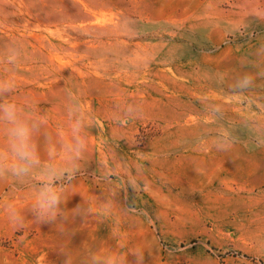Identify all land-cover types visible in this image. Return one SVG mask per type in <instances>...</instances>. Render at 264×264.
Here are the masks:
<instances>
[{
  "label": "rangeland",
  "instance_id": "obj_1",
  "mask_svg": "<svg viewBox=\"0 0 264 264\" xmlns=\"http://www.w3.org/2000/svg\"><path fill=\"white\" fill-rule=\"evenodd\" d=\"M10 102L69 170L0 169V264H264V0H0Z\"/></svg>",
  "mask_w": 264,
  "mask_h": 264
},
{
  "label": "clouds",
  "instance_id": "obj_2",
  "mask_svg": "<svg viewBox=\"0 0 264 264\" xmlns=\"http://www.w3.org/2000/svg\"><path fill=\"white\" fill-rule=\"evenodd\" d=\"M244 83L246 85L247 80ZM0 122L7 125V154H0V169L17 179L36 172L39 179L36 181L34 208L41 216L51 214L60 202L56 181L69 169L41 162L32 143V128L15 103L0 104Z\"/></svg>",
  "mask_w": 264,
  "mask_h": 264
}]
</instances>
